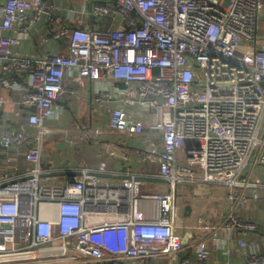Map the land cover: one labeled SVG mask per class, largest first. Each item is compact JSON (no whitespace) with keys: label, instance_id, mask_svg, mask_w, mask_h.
Returning a JSON list of instances; mask_svg holds the SVG:
<instances>
[{"label":"built area","instance_id":"built-area-1","mask_svg":"<svg viewBox=\"0 0 264 264\" xmlns=\"http://www.w3.org/2000/svg\"><path fill=\"white\" fill-rule=\"evenodd\" d=\"M263 8L264 0H86L84 8H69L78 24L69 27L57 21L55 0H0L2 85L21 91V109L13 114L28 126L0 133V264H152L156 258L209 264L205 238L181 240L175 185L198 176L244 185L240 175L253 153L252 166L264 168L258 136L264 69L254 58L264 50ZM42 18V41L51 38L58 47L65 38L67 49L38 58L19 45ZM67 80L91 83L98 102H115L108 127L125 136L145 131L130 108L149 110L163 143L157 154L147 150L142 157L156 163L169 190L146 192L139 174L114 177L88 168L59 181L51 165L43 166L46 123ZM6 103L0 93V111ZM92 133L81 130L79 137ZM12 148L24 155L25 170ZM232 190L242 204L264 198L256 190L250 197ZM259 224L232 209L223 223L203 229L241 228L237 247L225 244V252L264 264ZM225 237L216 240L229 243Z\"/></svg>","mask_w":264,"mask_h":264},{"label":"crops","instance_id":"crops-1","mask_svg":"<svg viewBox=\"0 0 264 264\" xmlns=\"http://www.w3.org/2000/svg\"><path fill=\"white\" fill-rule=\"evenodd\" d=\"M59 4L60 9L57 12V21L62 25H68L69 27L77 26L76 19L69 13V8L73 5L70 0H55ZM35 27L38 31L27 33L25 36H20L22 46L27 54L36 55L38 58H42L44 55L55 53L59 49H67V43L65 38H62L61 45L53 39H49V43L42 41V35L44 29V19L36 21L32 28ZM12 35H17L16 31L12 32ZM264 35V18L262 17L259 25V38L262 42ZM263 43V42H262ZM264 44V43H263ZM253 56L251 59H253ZM256 58V64H260L264 69V50H260L254 56ZM254 60V59H253ZM251 60L250 62H253ZM3 76L0 75V93L3 94L7 103L3 110L0 111V133L2 130L9 129H28V126L24 118H18L14 116V110H20V95L21 91L17 88L4 87L2 85ZM65 92L63 98L57 102L55 114L51 121L48 122V127L55 121H62L66 116L64 125L53 130L51 133H47L44 137L47 140L52 139L53 145L51 149L58 150L60 146L66 147L67 153L64 158L60 160V165L57 168H53L55 173L59 177V181L66 179L68 174L79 173L82 169L88 168L96 170L99 174L121 177L130 173L139 174L144 179V188L150 190L149 187H153L158 184L160 187L165 186L163 182H168L164 179L158 178V171L156 166L147 162L142 157L147 150L152 151L154 154L162 148V136L160 132L150 124L149 110L140 107H132L130 111L134 117L142 118L145 124V132L147 136L144 137V142L141 146L135 147V144L127 139H123L124 134L119 131H113L108 127L109 109L113 108L115 102L110 100L104 102H98L96 100L95 85L87 82H72L67 80L65 83ZM10 119V125H6V122ZM17 123H14V121ZM61 128V129H59ZM49 129V128H48ZM85 129H91L92 134L86 136L84 139H80V131ZM50 132V131H49ZM258 136L264 137V122L260 127ZM73 140L74 143L69 141ZM66 142V145L65 143ZM151 144L152 149L148 148ZM137 145V142H136ZM142 147V148H140ZM43 148V141H42ZM41 148V155H42ZM147 148V149H145ZM16 157V161L21 170L27 168L24 155L16 152L14 148L10 152ZM139 160V163H137ZM42 164L51 165V163L42 158ZM148 164V165H147ZM52 166V165H51ZM53 167V166H52ZM252 173L248 174L246 178L239 179V182H243L244 185H229V191L227 195L221 193L218 199V204L213 205L211 202L214 196H210L209 193H202L201 189L196 190L194 201L206 200L207 197H211L209 208L205 206L193 205L187 207L184 210L185 218H190L194 224L188 223L183 226L180 235H183L181 240L184 244L191 243L194 239L205 238L212 253V259L209 264H245V255H240L239 251H235L232 254L225 252V244L237 247L238 240L242 237V230L236 226H230L229 229H220L218 232L211 233L208 230L203 229L205 224L211 226H218L224 222L226 212L228 210L235 209L241 218L245 220L259 221V236L257 240L264 243V198L250 201L246 204H242L237 198H232L230 193L236 191L237 193H243L251 196L253 191H258L261 196L264 195V168L258 164L252 166ZM252 182H250L249 180ZM198 182V181H196ZM199 183V182H198ZM202 183H211V181H203ZM217 183L228 184L225 181ZM247 183H250L247 185ZM176 187V185H175ZM202 187V184L199 185ZM232 188V189H231ZM221 235L225 237L224 240H228L229 243H224L222 240L219 242L216 240V236ZM223 240V241H224ZM252 248L246 247V251Z\"/></svg>","mask_w":264,"mask_h":264},{"label":"rangeland","instance_id":"rangeland-1","mask_svg":"<svg viewBox=\"0 0 264 264\" xmlns=\"http://www.w3.org/2000/svg\"><path fill=\"white\" fill-rule=\"evenodd\" d=\"M71 3L73 5H76L77 3L80 4L81 8H84V3L86 2V0H70ZM262 17L264 18V8L262 9ZM262 42L264 43V35L261 36ZM260 51V50H259ZM68 115V111H66V116H64L62 119V121L65 122V119L67 118ZM62 121H55L51 126H49V130L51 132H53V130L57 129L58 127L64 125V122ZM48 125V123H46V126ZM61 129V128H59ZM147 136V132L144 131L143 134H135L132 135L130 137L128 136H123V139H127L128 141H131L132 143L135 144V147L141 146L140 144L144 142V137ZM47 138V137H46ZM46 138H44L43 140V148H42V158L49 161L51 163V165L53 166V168H57V166L60 165V160L62 158H64L65 154L67 153L66 151V147H62L60 146L59 149L56 150H52L51 149V145H53L54 143H52V139L47 140ZM137 142V145H136ZM66 145V142H64ZM67 146V145H66ZM142 148V147H140ZM149 149H152L151 144L148 145ZM147 149V148H145ZM255 155V153L252 154L250 160L248 161V164L246 165V167L243 169V171L241 172L240 177L244 178L246 177L248 174L252 173L251 168H252V162H253V156ZM150 164H154V166L157 165L154 161H147ZM137 163H139V160H137ZM152 164L150 166H152ZM148 165V164H147ZM248 173V174H247ZM196 179L198 180V182H187V179L184 180H178L176 183V187H175V194H176V198H175V203H176V211H178V213L180 214V217L178 218V220L184 225L186 226L188 223L196 225V222L194 224V222L188 217L185 218V213L184 210L187 209V207H191L193 205H199V206H205L206 209L209 208V204L211 201V197H207L208 201H206L205 199L202 201L200 200L198 201H194V196L196 193V190L201 189V192L203 193H209V190L211 191L210 196H214V198H212V202L211 204L216 205L218 204V199L219 196L222 194L227 195V192L229 191V184H223V183H217V182H211V183H202L203 181L201 180V177L198 176L196 177ZM165 184V186H159L158 184L154 185L153 187H149L150 190H147L144 188V191L146 192H164L170 189V181L168 180V182H163ZM202 184V187H199V185ZM152 264H166L165 260H162L161 258H156L155 260H153L151 262Z\"/></svg>","mask_w":264,"mask_h":264}]
</instances>
